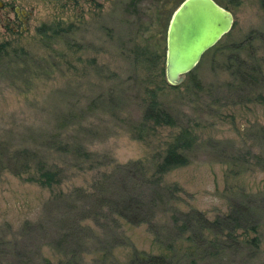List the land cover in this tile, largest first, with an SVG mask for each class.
I'll return each instance as SVG.
<instances>
[{
  "label": "rangeland",
  "instance_id": "rangeland-1",
  "mask_svg": "<svg viewBox=\"0 0 264 264\" xmlns=\"http://www.w3.org/2000/svg\"><path fill=\"white\" fill-rule=\"evenodd\" d=\"M4 1L16 7L10 10L16 29L0 23V41L23 46L32 58L0 57V264H43L46 258L55 263L71 255L85 264H125L134 249L163 248L149 223L111 222L110 205L97 208L102 194L142 197L146 206L156 198L149 212L165 242L177 238L170 206L214 219L242 204L249 210L242 221L257 224L258 248H229L222 260L204 254L202 262L264 264V99L253 98L256 91L264 94L259 0H217L234 19L219 42L257 30L252 46L241 51L259 66L255 92L250 84H225L238 81L225 59L228 51L215 46L177 87L166 83V28L179 0ZM23 12L26 22H15ZM56 22L67 27L60 36L39 34L43 23ZM140 48L150 57L147 64L136 61ZM193 77L202 89L193 88ZM152 88L177 123L199 135L188 163L164 176L178 187L170 202L165 193L151 194L135 163H147L177 129L159 125L136 136L134 125ZM23 147L33 154L25 157ZM38 161L58 169L61 183L43 188L29 181L21 164L34 172Z\"/></svg>",
  "mask_w": 264,
  "mask_h": 264
},
{
  "label": "trees",
  "instance_id": "trees-1",
  "mask_svg": "<svg viewBox=\"0 0 264 264\" xmlns=\"http://www.w3.org/2000/svg\"><path fill=\"white\" fill-rule=\"evenodd\" d=\"M180 1L181 0H179V2ZM259 4L261 9H264V0H259ZM64 30H67V27L63 28L59 22L54 23V25L43 23L38 27L39 34L47 37H58ZM255 32H257V30H251L245 34L243 38H230L226 42H219V39L213 45L215 48H221V50L226 49L228 53L225 59L232 62L231 65L233 68L231 73L233 79L237 80L238 83L226 81L225 84L227 86L231 83L235 86H241L243 83H246L250 84L253 87L252 92H255L253 89L256 87V83L259 82L261 74L259 66L253 58L247 60L241 56V51L243 49L252 46L253 40L256 37ZM10 46L11 44L9 41H0V57L19 55L28 59L29 57L32 58L28 50L23 46H11L9 49ZM251 51L254 52L255 50L252 49ZM135 58L136 61L142 64H147V62L150 61V57L147 56L144 48L135 50ZM160 72L163 74V68ZM188 73H190V71L186 74ZM191 82L193 83V88L202 89V84L199 79L193 77L191 78ZM166 83L171 87L178 86V84L171 85L168 82ZM253 98L262 101L264 99V94L256 91ZM159 125L177 127V129L171 134L170 139L166 140L165 146L156 151L155 154L146 161L147 163L143 164L141 160H137L135 163L139 170L142 183L150 186L151 194L163 195V193H165L170 202L175 198L174 193L177 191L178 187L176 184L171 185L165 183L164 176L171 170L183 167L188 163V152L192 150L197 143L199 135L191 125L178 124L174 115L162 105L158 96V89L152 88L147 90V98L145 99L143 112L140 120L134 125V132L137 137H143L147 131L152 132ZM21 153L27 157L33 154V151L31 150L29 153V149L23 147ZM21 166L23 169L21 172L29 174L28 180L36 182L43 188H51L61 183V172L56 168H49L46 162L38 161L34 172L31 171L26 162L22 163ZM16 173L20 174L18 171L15 172V174ZM75 190L80 191L81 189L76 188ZM100 196L101 200L97 201V208H102L104 205L102 204L103 202L110 205L106 216L110 218L111 222L118 224L119 218L126 219L129 223L137 224L147 222L150 225L151 231L156 234V244H161L160 246L163 247L160 248L159 252H145L134 249L129 260L125 264H204L202 262V255L204 254L222 260L225 256V252L229 248L236 249L246 246L250 249H255L258 248L259 245L257 224L247 222L248 224L245 225V222L242 221L243 217L249 211L248 207L242 206V204H234L228 214L218 215L214 219H209L203 212L195 209L179 210L176 206H170V222L172 223L173 233L177 238L165 242L160 240V234L158 230L155 229V213L153 211L149 212V210L156 206V198H152L146 206L141 200L142 197L123 196L117 200L112 199L115 198L113 196L111 198L106 197L107 194H102ZM142 196L144 197V195ZM100 211L101 210H99V212ZM88 212L89 210H85V214L81 216L82 219L88 217ZM237 228L243 229L240 235H234ZM248 231L252 232L254 235L249 236ZM179 240H182V242H178ZM75 257L76 255H71L67 258H60L55 263L49 258H46L43 260V264H85L82 260H78ZM106 262L107 261L103 259V262L98 264H107ZM112 264L120 263H115L113 261Z\"/></svg>",
  "mask_w": 264,
  "mask_h": 264
},
{
  "label": "water",
  "instance_id": "water-1",
  "mask_svg": "<svg viewBox=\"0 0 264 264\" xmlns=\"http://www.w3.org/2000/svg\"><path fill=\"white\" fill-rule=\"evenodd\" d=\"M233 13L216 0H181L166 28L165 80L179 84L201 55L233 25Z\"/></svg>",
  "mask_w": 264,
  "mask_h": 264
},
{
  "label": "flooded vegetation",
  "instance_id": "flooded-vegetation-1",
  "mask_svg": "<svg viewBox=\"0 0 264 264\" xmlns=\"http://www.w3.org/2000/svg\"><path fill=\"white\" fill-rule=\"evenodd\" d=\"M12 4H10L9 2H6L4 0H0V23L1 24H7V27H10L11 29H16L14 27V21L11 19V15H10V10L12 8ZM14 11L16 10V7H13ZM21 22V23H25L26 22V15L25 12L22 13V15L18 16V20H16L15 22Z\"/></svg>",
  "mask_w": 264,
  "mask_h": 264
}]
</instances>
